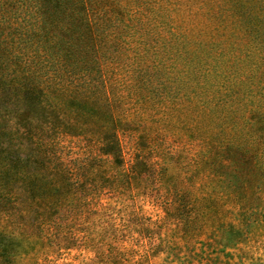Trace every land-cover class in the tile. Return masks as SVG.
<instances>
[{
    "label": "trees",
    "instance_id": "1",
    "mask_svg": "<svg viewBox=\"0 0 264 264\" xmlns=\"http://www.w3.org/2000/svg\"><path fill=\"white\" fill-rule=\"evenodd\" d=\"M117 4L128 18L108 0H0V207L13 227L0 241H20L28 254L54 233L75 239L80 221V248L97 264L161 256L245 264L264 242V0H175L188 21H173L174 45L162 52L144 37L162 29ZM18 23L44 73L27 65L39 63L33 57L13 76ZM202 27L219 43L233 37L237 50L222 46L213 56L215 36ZM135 28L141 36L132 39ZM85 57L83 71L65 66ZM163 68L176 72L167 96L132 75ZM28 181L31 194H19Z\"/></svg>",
    "mask_w": 264,
    "mask_h": 264
},
{
    "label": "rangeland",
    "instance_id": "2",
    "mask_svg": "<svg viewBox=\"0 0 264 264\" xmlns=\"http://www.w3.org/2000/svg\"><path fill=\"white\" fill-rule=\"evenodd\" d=\"M175 0H133L132 2H129L128 0H108V6L109 8H114L113 10L115 11V14L124 17V18H128V13L126 10H124L122 12L121 9H119L117 2H120V4H123V6L131 8V10L133 12H136L137 14V20H143V24L146 25V27H148V24L151 23V27L153 30H155L156 32H162L161 34L157 37V39L155 40H150L151 42H149V37L144 36L146 38V42L148 44H150V48L152 50V52H157V51H161L164 50L165 48H167L168 50H170L172 48V46L174 45V39H173V33L175 31V24L173 21H175V19L178 18H184L186 19V21H188V9L187 11L185 6L181 9V10H176L175 9V4H174ZM146 5H149L148 7H146ZM95 10L99 9L100 7L98 5H96ZM148 8V11H147ZM151 8V9H150ZM150 9V10H149ZM147 18L150 19V21H146ZM202 20H206V18H198L196 21L197 23L199 22L201 24ZM22 21H20L21 23ZM20 23H18V25H14V28H17L15 30H13V34L16 36V65L14 66V73L13 76H22L23 73H25L24 70V66H25V62L28 58H33V57H37L36 61L39 60L38 58V52H37V45L34 43V41L29 38V31L27 30V28L23 27V25H19ZM22 24V23H21ZM189 25V24H188ZM184 26V25H183ZM185 28H187L185 26ZM203 33H209L210 35H214L215 38L212 39L213 41V45L217 46L212 52V55L215 56V54H218V48L222 46L224 48H229L230 50L232 48H235V50H237L238 45L237 43L234 41L235 39L233 37H230L228 42L229 44H225L224 42L219 43V35L216 34V31L213 30V28H201ZM189 32V29H187ZM200 29L197 27L195 28L194 31H199ZM234 30V29H232ZM18 31H21L20 33H17ZM221 31H224L223 28ZM222 33V32H220ZM132 39H136L139 36H141V33L138 31L137 28H135L134 30L131 31ZM58 37V36H55ZM160 37V38H159ZM61 38V37H58ZM216 39V42H215ZM58 40V39H55ZM22 41V42H21ZM21 42V43H20ZM20 43V45H19ZM228 45V46H227ZM41 52L43 53V49H41ZM17 56H21V58L25 59L23 62L24 64H21L20 60L17 58ZM81 56H86L83 52ZM85 60H83V63H80V61L77 62H72V60H68L66 59V63L65 66L67 65L68 68L72 71H75L76 73L83 71L86 69L88 65V58H84ZM226 60V58H225ZM28 61V60H27ZM38 63V62H36ZM46 61L42 59L39 60V63L37 65H35V63L29 64L27 63V65H30L32 68H34L33 70H35V72L37 73H44L47 70L48 65L45 64ZM63 63V62H62ZM21 64V65H20ZM45 64V65H44ZM28 67V66H27ZM30 67V69H31ZM49 68V67H48ZM57 69L60 70V73H62L64 70H62V66H57ZM27 72H29L28 69H26ZM162 72H160V74H143L140 73L139 71H137L136 73H133L132 75L134 76V78H136V80L138 82H140L141 84H149V82H154V87H155V92L157 94V97H161V96H167L169 94V92H173L174 91V84L176 81V72L172 71V70H167L165 68H163L161 70ZM89 76V75H88ZM87 76V78H89ZM86 78V79H87ZM90 79V78H89ZM76 82H74L75 84L82 82L78 81V79H75ZM80 80V79H79ZM86 81V80H85ZM195 84V82H194ZM161 95V96H159ZM172 95V94H171ZM181 95H183L184 97L188 98V96L193 95L192 92V88H190V86L187 84L183 87V90L181 91ZM196 98V97H195ZM61 117L63 116H68L69 115V110L68 109H63L61 110ZM3 143H5L3 141ZM8 144H4L3 146H7ZM128 146L126 148V153L127 155V159H129L130 157V151L128 150ZM28 151V150H27ZM23 185L21 184H17L16 187L19 188V186ZM11 187V186H10ZM11 190V188H10ZM32 192V183H30V181H28V185H25V188L23 189V187H21L20 189V193L21 195L27 193V195H30ZM125 199V197H124ZM122 202H124V204H131L132 201H127L124 200ZM5 206V205H4ZM141 211H144L146 216H150L153 217L154 219H156V215L158 214V211L149 203H145L143 201H140L139 204L137 205ZM1 210V216L2 218L0 219V231L6 232V233H11L13 232V227H12V223H10L11 221H9V208H5V207H0ZM8 212V213H6ZM160 213V212H159ZM262 230L264 231V222H262V224H260V226H258V230ZM46 231V229H45ZM47 232V231H46ZM76 233V238L72 239L68 236V239H64L63 238V234L61 237H58L55 233L52 235V244L49 245H38L36 248L31 249L29 248V253L28 254H23L24 250H26V246L25 245H20V241H14L13 240H4V241H0V264H97L95 262H92L91 259H89V256L80 248L79 245V241L78 238L81 237L83 235V233L80 231V221L77 222V224L75 225V231ZM160 234H164L166 235V232L164 229H161L159 231ZM16 236V234H14ZM50 235V234H48ZM135 237L139 236L138 232L134 234ZM164 237V236H163ZM167 236H165L164 238L166 239ZM166 240H169V238H167ZM141 242V241H140ZM132 247L135 248L137 250L138 246L136 245V243L134 244H126V247ZM255 247V252L254 255L250 256L252 259L251 260H247L245 264H264V242L261 244H256L254 245ZM139 249V248H138ZM245 249V248H244ZM209 256H206V258ZM249 257V258H250ZM189 262L187 264H197L195 261H192L191 259H184L182 261L179 262H174L173 264H181L182 262ZM243 262V261H242ZM124 264H172L171 260H167L164 259V256L159 257L158 259H156L155 261H152L151 263H149L148 261L141 259L140 257L136 258L135 260H132L131 262H123Z\"/></svg>",
    "mask_w": 264,
    "mask_h": 264
}]
</instances>
